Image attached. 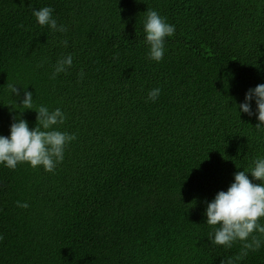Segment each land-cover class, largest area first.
<instances>
[{
	"label": "trees",
	"instance_id": "obj_1",
	"mask_svg": "<svg viewBox=\"0 0 264 264\" xmlns=\"http://www.w3.org/2000/svg\"><path fill=\"white\" fill-rule=\"evenodd\" d=\"M44 6L66 32L37 23ZM148 9L175 27L159 62ZM68 54L72 66L51 79ZM9 83L34 108H60L55 127L76 139L53 172L0 164V264H264V244L236 260L240 241L212 243L205 215L235 172L264 158L255 101L253 115L239 109L264 83V0H0L3 136L14 118L36 126Z\"/></svg>",
	"mask_w": 264,
	"mask_h": 264
},
{
	"label": "clouds",
	"instance_id": "obj_2",
	"mask_svg": "<svg viewBox=\"0 0 264 264\" xmlns=\"http://www.w3.org/2000/svg\"><path fill=\"white\" fill-rule=\"evenodd\" d=\"M54 9L44 6L33 10V15L40 26H48L51 30L66 32L64 25H58L53 17ZM145 43L149 46L148 58L161 61L164 57L165 38L175 33L174 25L168 23L157 11L148 9L143 22ZM67 47V41H62ZM73 57L68 54L57 60L51 79L59 73L67 72L72 66ZM83 78V71L79 74ZM7 88L10 94L19 97L23 90V99L19 105L24 109L35 110L36 126L29 128L28 122L23 118H14L10 124V135H0V164L9 169H16L19 164L28 163L31 167H43L45 171L53 172L58 163L63 161L67 145L76 139L75 134L57 130L55 126L62 125L67 117L65 113L56 108L52 111L45 106L34 108L32 92L17 88L9 83ZM161 89L153 88L148 92L147 99L155 102ZM255 101L257 119L255 127L264 126V83L250 88L245 93L244 102L239 104L241 112L253 115L251 102ZM22 110V111H23ZM21 111V112H22ZM249 170L234 173V181L227 190L218 191L215 197L207 202L205 210L206 223L212 227L209 239L212 243L231 248L234 242L240 241L241 251L236 260L243 259L249 251L260 249L264 240V158H256ZM246 173H250L252 179ZM253 181H259L254 183ZM21 208L29 207L27 202L17 201ZM259 233L260 236L255 235ZM3 236L0 235V240ZM227 264H234L229 260Z\"/></svg>",
	"mask_w": 264,
	"mask_h": 264
}]
</instances>
